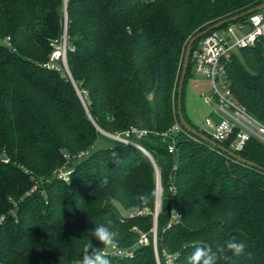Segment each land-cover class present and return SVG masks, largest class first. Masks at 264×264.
<instances>
[{"label":"trees","instance_id":"trees-1","mask_svg":"<svg viewBox=\"0 0 264 264\" xmlns=\"http://www.w3.org/2000/svg\"><path fill=\"white\" fill-rule=\"evenodd\" d=\"M262 3L0 0V264H77L88 232L109 219L119 248L130 250H108L112 264H167L173 254L174 264H187L195 246L215 250L232 236L244 253L226 252L217 264H264V143L251 138L234 150L256 164L250 165L185 128L162 136L181 123L178 88L189 40ZM64 34L72 79L45 67ZM226 66L231 91L264 123V39L238 49ZM193 74L191 54L182 111L212 138L186 109ZM109 135L136 142L154 162ZM101 137L109 143L96 146ZM231 140L221 144L232 149ZM62 169L71 171L70 184ZM157 170L163 195L156 247V202L137 207L134 197L157 189ZM105 175L109 185L101 188ZM139 209L145 213L129 214ZM142 232L148 244L139 243Z\"/></svg>","mask_w":264,"mask_h":264},{"label":"built area","instance_id":"built-area-1","mask_svg":"<svg viewBox=\"0 0 264 264\" xmlns=\"http://www.w3.org/2000/svg\"><path fill=\"white\" fill-rule=\"evenodd\" d=\"M264 39V9L251 14L245 24H232L226 29L215 30L206 35L200 41L198 47L192 52L194 61V72L204 77L211 85L212 93L202 94L205 102L211 107L212 114L206 118L205 123L211 126L210 134L219 143L231 140L233 150H242L251 138H257L264 143V123L256 116L251 114L242 105L231 91L226 63L231 59L234 52L238 49L256 44ZM50 59L45 63L47 69L61 71L59 62H63L67 67V36L55 42ZM215 116V117H214ZM184 130L180 122H175L171 128L162 132L165 138L172 137L174 133ZM132 132L141 136L144 130L133 129ZM130 135V131L126 132ZM115 138L124 142L137 144L120 135H113ZM138 146V145H137ZM170 152L175 150L174 145L169 146ZM71 171L60 172L63 178ZM160 175V174H159ZM157 189L163 192L161 180L157 183ZM158 207L156 208V212ZM176 212V213H175ZM173 218H179V212L175 211ZM145 213L138 210L136 214ZM155 215V214H154ZM148 242L146 234L141 235L140 244ZM114 254L123 255L130 250L117 248L112 250ZM111 251V252H112Z\"/></svg>","mask_w":264,"mask_h":264},{"label":"clouds","instance_id":"clouds-1","mask_svg":"<svg viewBox=\"0 0 264 264\" xmlns=\"http://www.w3.org/2000/svg\"><path fill=\"white\" fill-rule=\"evenodd\" d=\"M116 163H119V160H116ZM64 180L70 184L71 173L66 175ZM108 185L109 176L105 175L100 180V187L104 188ZM162 195L159 189H154L150 193H140L134 199L138 202L137 207L141 205L147 206L153 201L160 202ZM119 235V230L115 228L112 220L109 219L107 222L95 223L94 229L88 232V240L82 248V258L77 264H112L108 250L119 248ZM93 238L99 242L100 247L92 243ZM244 250L245 244L242 241H238L235 236H232L222 243H217L215 250L209 245L195 246L193 252L188 257L187 264H217L218 258L226 252H230L234 256H240L244 253ZM166 259L167 264H174L175 255H170Z\"/></svg>","mask_w":264,"mask_h":264},{"label":"rangeland","instance_id":"rangeland-1","mask_svg":"<svg viewBox=\"0 0 264 264\" xmlns=\"http://www.w3.org/2000/svg\"><path fill=\"white\" fill-rule=\"evenodd\" d=\"M65 35L66 34H64L61 37V39L64 38ZM238 53H239V51H238ZM58 65H60L61 71H63L66 76H68L69 78L72 79L68 66L66 67L63 62H59ZM185 90H186V97H187L188 103H190V107L195 108V111H196L195 114H193L194 123L201 128L205 127L207 130H210V127L205 125V120H206V118L211 116L212 109L205 102L204 97L202 95L204 93H206L207 95H210L212 93V88H211L210 83L207 80H205L204 77H202V76H200L194 72V74L188 78L186 86H185ZM109 136L114 137L113 135H109ZM108 143H109V141L106 138L101 137L98 140V142L96 143V146L107 145ZM137 145L138 144H135V146H137ZM138 147H141V146L138 145ZM61 171H63V169L60 170V172ZM64 175H67V173ZM161 205H162V200L158 203L156 202V204H155V212H156L157 207H158V211L154 215V226L151 229V232H153V236H154V245L156 247H157V232H158V213L161 210ZM139 210H141V209H139ZM137 211L138 210H136L135 212H131L129 214L134 215V214H136ZM168 226H170V225H168ZM142 234H146V232H142ZM140 239H141V237H140ZM140 239H139V243H140ZM148 243H149V241L145 244H148Z\"/></svg>","mask_w":264,"mask_h":264},{"label":"water","instance_id":"water-1","mask_svg":"<svg viewBox=\"0 0 264 264\" xmlns=\"http://www.w3.org/2000/svg\"><path fill=\"white\" fill-rule=\"evenodd\" d=\"M262 9H264V3H262L260 5H257L255 7H252V8L246 10L245 12H243V13H241L239 15L232 16L229 19L221 20V21L209 26L208 28L198 32L197 34H195L189 40L188 46H187L186 51H185L184 63H183V68H182V73H181V78H180V81H179V88H178V109H179V114H180V120H181V123L184 126V128L188 132H191L192 134H194L195 136H198V137L202 138L203 140H205L206 142H208L212 146H215V147L219 148L220 150L228 153L230 156L235 157L236 159H238V160H240L242 162H245L247 164H250V165H256V164L254 162L250 161V160L245 159L240 154L236 153L234 150H232L230 148H227L223 144L217 142L213 138L209 137L208 135L204 134L203 132H201L197 128L193 127L187 121V119L185 118V116L183 114V111H182V97H183L184 82H185V79H186L187 69H188V66H189V62H190V58H191V54H192V49H193L194 43L199 38H201L202 36H204L208 32H210L211 30L220 28L224 23L232 21V20L239 19V18L247 16V15H250V14H252V13H254L256 11L262 10ZM140 148H142V147H140ZM143 151L149 156V158L152 160V162H154L152 156L146 150L143 149ZM156 169H157V167H156ZM157 173H158V181H159L160 180V175H159L160 173H159L158 170H157Z\"/></svg>","mask_w":264,"mask_h":264},{"label":"crops","instance_id":"crops-1","mask_svg":"<svg viewBox=\"0 0 264 264\" xmlns=\"http://www.w3.org/2000/svg\"><path fill=\"white\" fill-rule=\"evenodd\" d=\"M206 80V79H205ZM186 109H187V112H188V114H189V116H190V118L193 120V114H195V108H191L190 107V103H188V100H187V97H186ZM211 114H212V111H211ZM215 117V116H214ZM194 122V121H193ZM205 125H207V126H209L210 127V130H207L205 127L203 128V129H206L207 131H211V126L210 125H208V124H206L205 123Z\"/></svg>","mask_w":264,"mask_h":264}]
</instances>
